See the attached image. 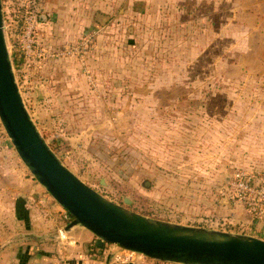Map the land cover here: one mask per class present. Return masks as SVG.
<instances>
[{
    "label": "rangeland",
    "instance_id": "obj_1",
    "mask_svg": "<svg viewBox=\"0 0 264 264\" xmlns=\"http://www.w3.org/2000/svg\"><path fill=\"white\" fill-rule=\"evenodd\" d=\"M3 10L25 104L81 180L150 218L264 239V0ZM29 193L54 199L0 121V201Z\"/></svg>",
    "mask_w": 264,
    "mask_h": 264
},
{
    "label": "water",
    "instance_id": "obj_2",
    "mask_svg": "<svg viewBox=\"0 0 264 264\" xmlns=\"http://www.w3.org/2000/svg\"><path fill=\"white\" fill-rule=\"evenodd\" d=\"M0 121L33 176L73 217L64 229L46 238H61L75 225H82L97 236L100 246L119 245L154 260L180 264H264V239L171 223L131 211L105 198L63 163L41 134L21 94L5 35L3 0ZM125 201L131 204L130 199Z\"/></svg>",
    "mask_w": 264,
    "mask_h": 264
},
{
    "label": "crops",
    "instance_id": "obj_3",
    "mask_svg": "<svg viewBox=\"0 0 264 264\" xmlns=\"http://www.w3.org/2000/svg\"><path fill=\"white\" fill-rule=\"evenodd\" d=\"M29 194L0 201V264H54L60 257L70 264H137L121 260L123 253L114 244L94 252L92 246L98 238L82 225H75L61 238H46L72 220L67 221L68 211L56 200L45 194ZM12 226L17 230L10 234ZM27 234L32 237H24Z\"/></svg>",
    "mask_w": 264,
    "mask_h": 264
},
{
    "label": "built area",
    "instance_id": "obj_4",
    "mask_svg": "<svg viewBox=\"0 0 264 264\" xmlns=\"http://www.w3.org/2000/svg\"><path fill=\"white\" fill-rule=\"evenodd\" d=\"M65 217L68 218V214H67V212H66ZM107 245H110V244H107ZM114 245H115V244H114ZM116 246L119 247L120 250H121L122 253H123V257H124V258L121 259V260H123V261H124V259H125V261H127V262H131V263H132V262H134V260H136V259H135V258H136V255H137V254H141V253H139V252L132 251V250H128V249H125V248H123V247H120L119 245H116ZM141 255H143V254H141ZM54 264H70V263H69L68 260L64 259L63 257H60L58 260H56V261L54 262Z\"/></svg>",
    "mask_w": 264,
    "mask_h": 264
},
{
    "label": "trees",
    "instance_id": "obj_5",
    "mask_svg": "<svg viewBox=\"0 0 264 264\" xmlns=\"http://www.w3.org/2000/svg\"><path fill=\"white\" fill-rule=\"evenodd\" d=\"M68 218H69V220H67V221H69V222L73 219L72 215L69 212H68ZM105 246H107V244L100 246L97 242H94L92 247H93L94 252H96V251L104 250ZM147 258H149V257H147ZM156 262H162V261L157 260Z\"/></svg>",
    "mask_w": 264,
    "mask_h": 264
}]
</instances>
